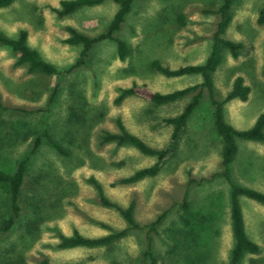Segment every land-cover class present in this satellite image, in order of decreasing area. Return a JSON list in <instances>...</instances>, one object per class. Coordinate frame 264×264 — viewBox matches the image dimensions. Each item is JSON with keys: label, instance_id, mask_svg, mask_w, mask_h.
I'll list each match as a JSON object with an SVG mask.
<instances>
[{"label": "rangeland", "instance_id": "obj_1", "mask_svg": "<svg viewBox=\"0 0 264 264\" xmlns=\"http://www.w3.org/2000/svg\"><path fill=\"white\" fill-rule=\"evenodd\" d=\"M60 1L17 0L1 8L0 33L15 37L28 30L29 44L66 70L78 60L82 48L64 41L70 35L67 26L98 35L107 30L118 4L105 0L62 18L54 9ZM222 3L135 0L116 33L127 42L129 55L120 59L117 42L104 40L93 46L84 65L61 77L30 74L25 66H15L16 52L0 43V168L13 172L43 130L70 153L63 156L44 141L33 156L21 197V217L0 235V264H40L45 257L50 264H148L145 251L150 243L157 264H233L232 186L221 175L223 144L208 91L172 146L173 126L161 119L179 114L191 95L164 105L136 95L116 102L122 89L134 84L170 92L201 83L200 74L168 77L152 69L151 62L160 59L174 68L203 62L213 47ZM263 5L264 0L233 3L225 37L241 44L239 55L234 57L225 49L223 62L213 74L220 100L239 75L251 86L247 101L233 99L225 104L227 121L239 129L250 127L264 111V24L258 22ZM117 118L151 146H170L156 175L121 182L157 158L133 146H101L105 129L120 131ZM237 142L233 182L264 192V144ZM91 177L122 207L134 201L135 218L143 225L165 213L156 232L130 229L109 248H58L60 233L71 235L77 229L86 236H100L129 226L120 211L101 204ZM240 200L248 232L261 251L239 264H262L264 204L245 195ZM8 208L9 195L0 187V218L8 216Z\"/></svg>", "mask_w": 264, "mask_h": 264}, {"label": "trees", "instance_id": "obj_2", "mask_svg": "<svg viewBox=\"0 0 264 264\" xmlns=\"http://www.w3.org/2000/svg\"><path fill=\"white\" fill-rule=\"evenodd\" d=\"M15 1L17 0H0V9L10 6ZM104 1L105 0H61L60 6L54 9L59 17L64 18L74 13L79 8L97 6ZM113 1L118 4V9L106 31L95 36H90L84 34L73 26H67L70 35L64 39V41L72 45H82L78 60L69 69H59L54 63L47 60L38 49L33 48L29 44L28 30H20L15 37L0 33V43L10 47L12 51L16 52L17 60L15 66H25L27 72L30 74L40 73L61 77L70 72L73 68L84 65L90 56L93 46L98 42L108 39L117 42L118 56L120 59H125L129 55L128 44L123 39L118 38L116 33L121 28L125 16L131 10L132 4L135 0ZM235 1L237 0H223V3L219 7L218 12L221 14V20L219 21L217 30L213 36L214 43L212 50L203 62L183 65L176 68L165 64L160 59H154L151 62L152 69L159 71L168 77L200 74L203 78L201 83L175 89L170 92H161L153 90L146 85L140 86L134 84L131 87L122 89L116 102L120 103L125 98L136 95L149 100L154 105H164L172 103L187 95H191V100L185 105L184 109L179 114L161 119V122L173 126L170 142V146H172L181 137L182 132L187 126V121L190 115L199 106L204 92L208 91L210 101L214 107L215 126L221 136L223 144L221 155L223 171L221 172V175H223L232 186L231 220L235 244L232 251L231 261L233 264H239V262L246 258V256L258 254L261 251L260 244L253 239L248 232L240 196L245 195L264 204V192L256 188L244 187L234 183L231 176V165L239 151L238 139L257 141L264 144V111L257 116L250 127L245 129H239L227 121L225 117V104L233 99L247 101L251 93V86L246 84L244 77L240 75L235 78L232 89L227 93L223 100L218 99L216 96L213 74L223 62L224 50H229L234 57H237L241 47L239 42L225 37L226 30L232 20L231 7ZM258 22L264 24V5L260 9ZM56 90L57 85L54 87V93L51 96V99L54 97ZM116 122L120 131L113 132L105 129L99 139V144L101 146L114 143L118 146H133L141 153L156 156L157 158V161L154 164L136 170L134 174L123 178L121 182L130 184L143 178L156 175L160 171L162 163L170 153V146L166 148H156L151 146L141 136L129 131L121 118H117ZM44 141L48 142L51 147L61 155H70L69 151L61 144V142L53 139L47 130H43L34 138L32 146L18 160L17 166L13 172L0 168V187L9 195V214L6 217L0 218V235L10 231L21 217V197L24 191L26 177L31 168L32 158ZM91 181L99 193L101 204L120 211L129 226L123 230L111 231L100 236H86L77 229H75L71 235L60 233V240L57 245L58 248H109L114 246L118 240L126 236L130 229H147L148 232H156L158 225L165 217V213L160 214L154 221L143 225L135 218L136 204L134 201L130 202L127 207H122L105 195L102 184L95 177H91ZM184 204L187 206L188 202L184 201ZM184 221L188 222V219L184 217ZM145 255L150 260L148 264H157V259L153 254L151 243L148 245ZM40 264H50V260L45 257L41 260ZM262 264H264V261H262Z\"/></svg>", "mask_w": 264, "mask_h": 264}]
</instances>
